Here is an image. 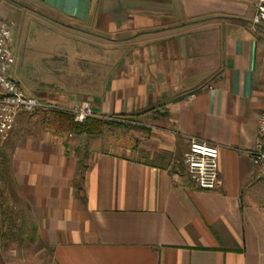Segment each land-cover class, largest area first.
<instances>
[{"label": "crops", "instance_id": "obj_1", "mask_svg": "<svg viewBox=\"0 0 264 264\" xmlns=\"http://www.w3.org/2000/svg\"><path fill=\"white\" fill-rule=\"evenodd\" d=\"M29 1L56 13L72 43L73 76L53 102L86 100L151 128L117 142L104 127L77 132L71 115L52 112L44 128L20 112L0 147L13 181L0 185L16 187L30 244L46 242L52 264H264V179L247 153L264 110L253 1ZM192 137L220 148L215 189L190 178Z\"/></svg>", "mask_w": 264, "mask_h": 264}, {"label": "rangeland", "instance_id": "obj_2", "mask_svg": "<svg viewBox=\"0 0 264 264\" xmlns=\"http://www.w3.org/2000/svg\"><path fill=\"white\" fill-rule=\"evenodd\" d=\"M0 17L13 24L12 50L15 64L12 75L28 94L41 97L43 101H55L53 95L58 91V87H67L70 82L68 77L71 74H68V70L73 68L75 59L70 57L72 43L65 33L59 30L61 18L53 11L29 0H0ZM51 113L50 110L38 109L27 116H37L40 125L47 128L51 125ZM115 119L120 121H106L105 126L101 127L105 129L104 139L130 143V131L151 129L146 120L137 119L138 123L132 124L127 121H133L135 118L117 116ZM142 134L146 136L145 130ZM146 137L147 140L148 136ZM7 140L0 141V147ZM4 174L0 170L1 181H13L12 173L7 172L5 177ZM17 194L12 183L4 188L0 185V209L8 216L5 218L6 225L10 226L6 236L2 239L0 237V259L5 264H52L50 250L45 247L46 242L43 245L30 244V233L19 231L20 210L15 197Z\"/></svg>", "mask_w": 264, "mask_h": 264}, {"label": "built area", "instance_id": "obj_3", "mask_svg": "<svg viewBox=\"0 0 264 264\" xmlns=\"http://www.w3.org/2000/svg\"><path fill=\"white\" fill-rule=\"evenodd\" d=\"M254 13L252 29L264 24V0H251ZM13 24L0 17V141L7 140L20 112L33 113L38 109L67 112L74 121L85 123L89 117L120 121L113 117L97 114L89 101L77 102L68 106L55 102L43 101L28 94L12 75L15 56L12 50ZM126 122V121H125ZM137 124L135 120L127 121ZM255 167V178L264 179V110L258 119L257 140L247 150ZM218 145L198 141L192 137L188 151L183 156L190 178L196 188L215 189L220 182Z\"/></svg>", "mask_w": 264, "mask_h": 264}, {"label": "trees", "instance_id": "obj_4", "mask_svg": "<svg viewBox=\"0 0 264 264\" xmlns=\"http://www.w3.org/2000/svg\"><path fill=\"white\" fill-rule=\"evenodd\" d=\"M54 113H60V114H65V115H70L67 112H61V111H52ZM145 112V111H144ZM143 114V113H140ZM70 124L73 129H75L77 132L80 133H87V134H97L103 125L106 124V121L110 122V120H104L100 118H94V117H89L86 119L85 123H78L74 121L73 116H70Z\"/></svg>", "mask_w": 264, "mask_h": 264}]
</instances>
